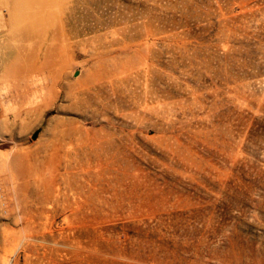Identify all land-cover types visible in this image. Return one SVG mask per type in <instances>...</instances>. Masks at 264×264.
<instances>
[{"label": "rangeland", "instance_id": "1", "mask_svg": "<svg viewBox=\"0 0 264 264\" xmlns=\"http://www.w3.org/2000/svg\"><path fill=\"white\" fill-rule=\"evenodd\" d=\"M6 260L264 264V0H0Z\"/></svg>", "mask_w": 264, "mask_h": 264}, {"label": "bare ground", "instance_id": "2", "mask_svg": "<svg viewBox=\"0 0 264 264\" xmlns=\"http://www.w3.org/2000/svg\"><path fill=\"white\" fill-rule=\"evenodd\" d=\"M6 263H7V264H11V260H9V261L6 260Z\"/></svg>", "mask_w": 264, "mask_h": 264}, {"label": "water", "instance_id": "3", "mask_svg": "<svg viewBox=\"0 0 264 264\" xmlns=\"http://www.w3.org/2000/svg\"><path fill=\"white\" fill-rule=\"evenodd\" d=\"M36 137V136H35Z\"/></svg>", "mask_w": 264, "mask_h": 264}]
</instances>
